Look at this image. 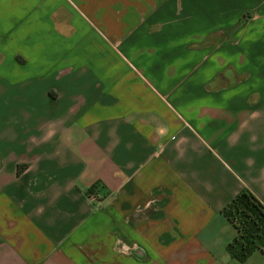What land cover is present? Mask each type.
I'll list each match as a JSON object with an SVG mask.
<instances>
[{
  "label": "crops",
  "instance_id": "crops-1",
  "mask_svg": "<svg viewBox=\"0 0 264 264\" xmlns=\"http://www.w3.org/2000/svg\"><path fill=\"white\" fill-rule=\"evenodd\" d=\"M244 187L264 0H0V264H264L227 251Z\"/></svg>",
  "mask_w": 264,
  "mask_h": 264
},
{
  "label": "trees",
  "instance_id": "trees-1",
  "mask_svg": "<svg viewBox=\"0 0 264 264\" xmlns=\"http://www.w3.org/2000/svg\"><path fill=\"white\" fill-rule=\"evenodd\" d=\"M26 164H19L18 172ZM92 192V188L88 193ZM237 229L227 251L239 261L248 260L256 251L264 252V202L249 188H242L222 209Z\"/></svg>",
  "mask_w": 264,
  "mask_h": 264
},
{
  "label": "built area",
  "instance_id": "built-area-1",
  "mask_svg": "<svg viewBox=\"0 0 264 264\" xmlns=\"http://www.w3.org/2000/svg\"><path fill=\"white\" fill-rule=\"evenodd\" d=\"M92 195V194H91ZM93 196V195H92Z\"/></svg>",
  "mask_w": 264,
  "mask_h": 264
}]
</instances>
